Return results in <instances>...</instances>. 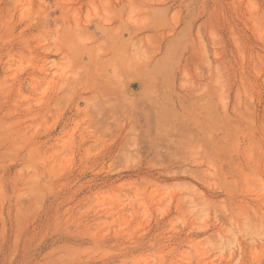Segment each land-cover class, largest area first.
<instances>
[{
  "label": "rangeland",
  "instance_id": "1",
  "mask_svg": "<svg viewBox=\"0 0 264 264\" xmlns=\"http://www.w3.org/2000/svg\"><path fill=\"white\" fill-rule=\"evenodd\" d=\"M0 264H264V0H0Z\"/></svg>",
  "mask_w": 264,
  "mask_h": 264
}]
</instances>
